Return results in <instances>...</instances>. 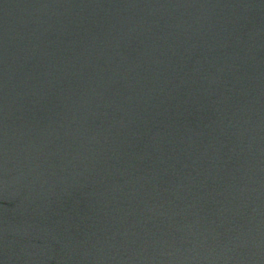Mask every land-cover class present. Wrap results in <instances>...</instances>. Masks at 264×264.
<instances>
[{
    "label": "water",
    "instance_id": "1",
    "mask_svg": "<svg viewBox=\"0 0 264 264\" xmlns=\"http://www.w3.org/2000/svg\"><path fill=\"white\" fill-rule=\"evenodd\" d=\"M0 264H264V0H0Z\"/></svg>",
    "mask_w": 264,
    "mask_h": 264
}]
</instances>
